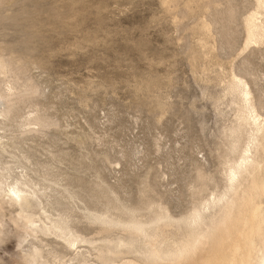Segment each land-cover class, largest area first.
Masks as SVG:
<instances>
[{"label":"rangeland","instance_id":"1","mask_svg":"<svg viewBox=\"0 0 264 264\" xmlns=\"http://www.w3.org/2000/svg\"><path fill=\"white\" fill-rule=\"evenodd\" d=\"M245 91L264 121V0H0L2 188L30 193L33 229L61 221L95 242L75 252L51 232L25 236L0 191V264L35 250L46 264L78 252L101 264L96 248L119 251L113 264L143 261L155 233L164 249L208 231L240 184L264 179ZM102 218L145 233H102Z\"/></svg>","mask_w":264,"mask_h":264},{"label":"bare ground","instance_id":"2","mask_svg":"<svg viewBox=\"0 0 264 264\" xmlns=\"http://www.w3.org/2000/svg\"><path fill=\"white\" fill-rule=\"evenodd\" d=\"M240 84L243 85L242 82H240L239 85ZM239 85L237 86L238 88ZM243 96L245 103V116L243 121L247 124L252 123L256 126V131L261 132L264 130V121L260 120V116L256 113V110H254L250 92H243ZM2 116L5 115L2 114ZM251 162L252 160H250V158H244L240 164L230 171L232 188H234L233 184L237 182L238 176L244 173L243 170L248 172L247 166ZM256 170H258L257 165L252 168L251 176ZM257 172H259V170ZM256 174L247 182V185H239V188H243L241 192H239L238 188L234 190L236 197L231 202L227 201L228 203L223 208L222 215L220 216L221 218L213 221L208 231H188L183 240L177 243L173 242V245L169 244L165 246L164 249L161 246L168 236L163 233L164 230L160 231L157 234L155 233V235L148 240V258L143 261H131V259H129L130 261L122 260L125 262H121V264H264V210L256 201L257 198L264 196V179L260 180V177L258 178ZM2 185L0 181V191L7 194L10 200L13 199L17 205L19 204L20 209H22L19 216L22 217L24 227L27 229V231L24 232L25 236L30 235V232L28 234L29 229L34 234L40 231L45 234L49 233L48 235H50L51 232L55 234L56 238L63 239L68 248L75 250V252L80 248V244L82 243H89L91 245L95 243L93 240L86 241L76 237V234L71 232L72 230L68 232V229H70L68 224L66 225L65 222L63 223L61 221L51 222L52 227H48L45 224L47 228L40 226V230H37V228L33 229L37 223L33 220V217H29L30 215L27 214L28 208H25L27 206L26 204H29L28 197L30 193L21 190V188L18 189L14 185H10L8 191L3 190ZM231 199H229V201ZM199 215L200 212L198 211L193 218H191L192 224L198 219ZM159 220L161 222L165 219L161 218ZM101 221L103 224L102 233L121 226L122 224H127L124 221L118 220V218L116 220L117 222L113 224H111L107 218H102ZM163 226H173V224L164 223ZM36 227H38V225ZM144 227L145 224L136 222L133 223V225L127 224L125 231L130 232L132 235L141 236L145 233ZM23 237H21L23 242L28 240ZM120 243L121 241L119 244ZM96 250L100 253V255L97 254V258L101 264H113L115 262L113 258L120 254L119 251L117 252L109 248H96ZM26 258L30 259V262L27 261L29 264H46L48 261V259H45L44 262H41L45 257L39 250L33 251L32 254ZM53 261V264H74L73 261H77L76 264H90L89 256L87 257L86 254H82L81 252H78L75 258L68 262L65 260V257H61L60 255H58V257H53Z\"/></svg>","mask_w":264,"mask_h":264}]
</instances>
